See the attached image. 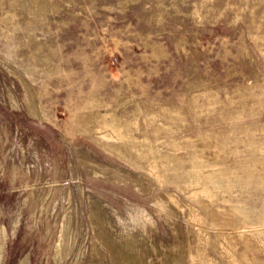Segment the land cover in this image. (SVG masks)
<instances>
[{
	"label": "rangeland",
	"instance_id": "obj_1",
	"mask_svg": "<svg viewBox=\"0 0 264 264\" xmlns=\"http://www.w3.org/2000/svg\"><path fill=\"white\" fill-rule=\"evenodd\" d=\"M0 264H264V0H0Z\"/></svg>",
	"mask_w": 264,
	"mask_h": 264
}]
</instances>
